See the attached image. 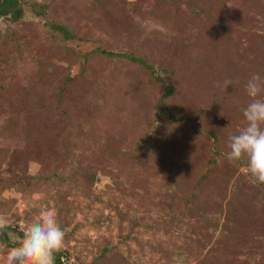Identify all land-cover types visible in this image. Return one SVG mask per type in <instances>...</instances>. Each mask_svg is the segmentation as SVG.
<instances>
[{
	"label": "rangeland",
	"instance_id": "374dc122",
	"mask_svg": "<svg viewBox=\"0 0 264 264\" xmlns=\"http://www.w3.org/2000/svg\"><path fill=\"white\" fill-rule=\"evenodd\" d=\"M24 5L18 23L0 19L6 226L54 211L65 264H264V184L226 155L245 84L264 77V0ZM169 86L179 122L158 108ZM19 240L0 234V264Z\"/></svg>",
	"mask_w": 264,
	"mask_h": 264
},
{
	"label": "clouds",
	"instance_id": "9594fccd",
	"mask_svg": "<svg viewBox=\"0 0 264 264\" xmlns=\"http://www.w3.org/2000/svg\"><path fill=\"white\" fill-rule=\"evenodd\" d=\"M233 81L217 83V90H226ZM250 102L243 110L246 124L228 138L229 162H244L253 184H264V77L258 73L250 76L245 84ZM222 114V113H221ZM7 225L0 216V229ZM66 230L52 210H41L24 230L18 246L8 252L5 264H54V253L65 243ZM16 240V237H13Z\"/></svg>",
	"mask_w": 264,
	"mask_h": 264
},
{
	"label": "trees",
	"instance_id": "16d2710c",
	"mask_svg": "<svg viewBox=\"0 0 264 264\" xmlns=\"http://www.w3.org/2000/svg\"><path fill=\"white\" fill-rule=\"evenodd\" d=\"M162 1H167V0H162ZM171 1H177V0H171ZM24 7H25L24 0H0V19L1 18H10V20L13 23H18L23 18L24 14H25V8ZM46 9H47V7L45 5H39V6L34 5L33 6V11L37 16L44 14L46 12ZM51 27L54 30H58L66 39H73L71 33L65 27H62V26H59L56 24H52ZM14 40H17V38H14ZM17 50L20 51V47L17 48ZM101 52L103 54H105L107 56H111V57H113V56L117 57V56L121 55V54L111 53V52H108L105 50H102ZM13 53L15 54L14 58L16 60H23L25 58L24 52L14 51ZM124 56L131 58L134 62H137L139 64H144L145 68L148 71H150V73L152 75H154L155 69L152 67L151 64L146 63L141 58L134 57V55H124ZM156 79L158 81L162 82L160 76H156ZM173 90L174 89L172 86L168 87L166 94L161 99V103L158 104V108L161 110L162 113L173 116L172 118H174V119H172V120L174 122H179L180 119H175V111L167 103L168 99L171 96H173L172 95L174 92ZM25 157H22V159H25ZM41 177H42V175H38V178H41ZM34 179H36V178H34ZM0 232H1L0 233L1 238L7 242H9L10 237L13 235L18 236L21 239H23V235H24V232L19 231L18 228H13L11 226H5L3 229H0ZM17 243L12 244L11 247L12 246L13 247L18 246ZM54 264H65L62 261V254L60 251H57L54 253Z\"/></svg>",
	"mask_w": 264,
	"mask_h": 264
}]
</instances>
